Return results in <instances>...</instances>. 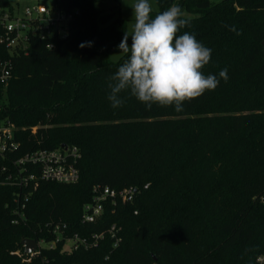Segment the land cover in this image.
Here are the masks:
<instances>
[{
  "label": "trees",
  "instance_id": "obj_1",
  "mask_svg": "<svg viewBox=\"0 0 264 264\" xmlns=\"http://www.w3.org/2000/svg\"><path fill=\"white\" fill-rule=\"evenodd\" d=\"M156 1L157 12L179 5L190 23L178 35L191 32L212 49L202 71L218 86L180 112L149 109L127 91L113 108L109 78L127 59L110 60L128 30L122 0H54L74 16L67 37L33 39L0 85V127L13 125L18 144L0 159V264H255L264 254V0ZM106 2L116 5L101 10ZM65 147L80 155L78 183H18L15 160ZM30 174L39 168L27 166ZM97 186L138 192L133 204L108 202L95 224H84ZM56 224L67 225L65 237L89 241L116 225L122 242L114 250L106 235L71 254L63 241L24 253V240L55 241Z\"/></svg>",
  "mask_w": 264,
  "mask_h": 264
},
{
  "label": "clouds",
  "instance_id": "obj_2",
  "mask_svg": "<svg viewBox=\"0 0 264 264\" xmlns=\"http://www.w3.org/2000/svg\"><path fill=\"white\" fill-rule=\"evenodd\" d=\"M129 6L132 8L131 30H125L118 45L127 59L109 78L108 84L107 98L113 108L123 105L120 94L127 91L149 109L153 104L174 105L175 111L180 112L184 102L216 89L220 82L218 77L202 71L210 62L212 49L191 32L178 35L190 23L179 5L173 3L155 14L150 0H134ZM230 30L236 32L234 26ZM219 78L228 80L227 69L219 72Z\"/></svg>",
  "mask_w": 264,
  "mask_h": 264
},
{
  "label": "built area",
  "instance_id": "obj_3",
  "mask_svg": "<svg viewBox=\"0 0 264 264\" xmlns=\"http://www.w3.org/2000/svg\"><path fill=\"white\" fill-rule=\"evenodd\" d=\"M73 14L61 12L56 6L52 9L46 7L27 8L22 15L16 14L11 8L0 10V85L7 86L12 78L14 60L23 55L28 56L32 40L37 38L41 41L51 39H65ZM48 48H53L49 45ZM14 126L8 122H3L0 127V159L5 160L9 153L17 148L14 141ZM80 155L77 149H65L55 151H37L27 154L13 162V167L17 169L20 185H27L29 182H50L58 184H76L80 179V172L77 168ZM27 166L38 167L39 174H27ZM6 171V168L3 169ZM12 180V176L9 177ZM148 186L145 187L147 189ZM137 190L125 188L123 190H113L97 186L93 189L94 197L92 201L83 207L82 223L95 224L105 213V204L110 202L117 205L133 204L136 199ZM27 199V198H26ZM21 217L20 210L16 212ZM134 215H138L135 211ZM14 221L13 224H17ZM67 225H53V233L56 240L52 243L44 241L37 242V250L28 256L40 255L43 248L40 244H46V249H54L61 241L64 242L63 251L69 254L83 248L89 250L96 248L99 242L108 235L113 241V249H117L122 242L121 228L113 225L107 232L92 235L90 241L81 239L78 235L65 237ZM71 243L69 248L68 244ZM25 253V252H24ZM27 255V254H26ZM109 257H106L107 262ZM105 264V263H104ZM255 264H264V254L260 255Z\"/></svg>",
  "mask_w": 264,
  "mask_h": 264
},
{
  "label": "rangeland",
  "instance_id": "obj_4",
  "mask_svg": "<svg viewBox=\"0 0 264 264\" xmlns=\"http://www.w3.org/2000/svg\"><path fill=\"white\" fill-rule=\"evenodd\" d=\"M10 4V8L13 9L16 14L22 15L25 9L27 8H34V7H46L48 9L55 8L54 0H8ZM150 2L153 5L154 12L158 11V5L156 0H150ZM134 3V0H122L121 4V16L124 20L128 22V30H131L132 25V8L128 4ZM116 4L114 2H106L103 4L98 5L101 10H110L113 8ZM129 45L131 44V37H129L128 40ZM119 45V44H118ZM118 45L114 48L113 53L111 55L110 60L114 63H118L121 58L125 55L123 53H120V50L118 48ZM34 131L36 129H33ZM71 243L68 244L67 248ZM41 248H47L48 246L46 244H40Z\"/></svg>",
  "mask_w": 264,
  "mask_h": 264
},
{
  "label": "water",
  "instance_id": "obj_5",
  "mask_svg": "<svg viewBox=\"0 0 264 264\" xmlns=\"http://www.w3.org/2000/svg\"><path fill=\"white\" fill-rule=\"evenodd\" d=\"M263 46H264V42H263ZM65 149L67 150L68 148L65 147ZM22 246L24 248V252L27 255L32 254L33 252H35L37 250V242L35 240H24L22 241Z\"/></svg>",
  "mask_w": 264,
  "mask_h": 264
}]
</instances>
